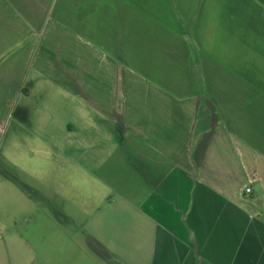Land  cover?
<instances>
[{"label":"crops","instance_id":"0c3cea01","mask_svg":"<svg viewBox=\"0 0 264 264\" xmlns=\"http://www.w3.org/2000/svg\"><path fill=\"white\" fill-rule=\"evenodd\" d=\"M0 264H264V0H0Z\"/></svg>","mask_w":264,"mask_h":264},{"label":"rangeland","instance_id":"374dc122","mask_svg":"<svg viewBox=\"0 0 264 264\" xmlns=\"http://www.w3.org/2000/svg\"><path fill=\"white\" fill-rule=\"evenodd\" d=\"M2 152L4 153L3 149L1 151V153ZM61 158L65 159V157H63V156ZM12 163H13V161H12ZM42 163H44L43 160H42ZM58 174H60V173L58 172ZM72 174H74V173H72ZM58 179H60V178H58ZM72 181L74 183L73 184L74 188L72 191L74 201H75V198H79V197L82 198V196H83V197L87 198V201L90 202V207L94 208L95 206H97V203L101 200L98 196L99 191L97 189V186L90 184V185H86L85 187L84 186L82 187L83 181H82V177H81L80 173H78L77 176H74L72 178ZM73 207H74V210H76L77 206L73 205Z\"/></svg>","mask_w":264,"mask_h":264},{"label":"built area","instance_id":"2783aa9c","mask_svg":"<svg viewBox=\"0 0 264 264\" xmlns=\"http://www.w3.org/2000/svg\"><path fill=\"white\" fill-rule=\"evenodd\" d=\"M247 192L250 193L251 192V189H248Z\"/></svg>","mask_w":264,"mask_h":264}]
</instances>
